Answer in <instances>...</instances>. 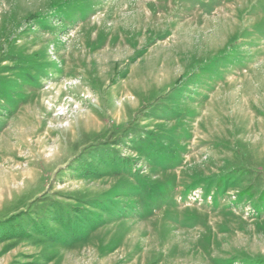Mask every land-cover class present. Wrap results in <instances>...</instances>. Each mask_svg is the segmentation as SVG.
Returning <instances> with one entry per match:
<instances>
[{
  "label": "rangeland",
  "instance_id": "1",
  "mask_svg": "<svg viewBox=\"0 0 264 264\" xmlns=\"http://www.w3.org/2000/svg\"><path fill=\"white\" fill-rule=\"evenodd\" d=\"M263 187L264 0H0V264H264Z\"/></svg>",
  "mask_w": 264,
  "mask_h": 264
},
{
  "label": "trees",
  "instance_id": "2",
  "mask_svg": "<svg viewBox=\"0 0 264 264\" xmlns=\"http://www.w3.org/2000/svg\"><path fill=\"white\" fill-rule=\"evenodd\" d=\"M250 190H251L250 191L251 194L257 193V194H260L261 196H264V187L260 189L251 188Z\"/></svg>",
  "mask_w": 264,
  "mask_h": 264
},
{
  "label": "bare ground",
  "instance_id": "3",
  "mask_svg": "<svg viewBox=\"0 0 264 264\" xmlns=\"http://www.w3.org/2000/svg\"><path fill=\"white\" fill-rule=\"evenodd\" d=\"M33 112H34V111H33ZM33 115H34V114H33ZM33 115H32V116H33ZM34 116H35V115H34ZM27 118H28V117H27ZM30 119H31V118H30ZM34 119H35V118H34ZM34 121H35V120H34ZM24 122H25V121H24ZM27 122H28V121H27ZM29 122H30V121H29ZM37 122H38V121H37ZM26 129H27V128H26ZM50 133H51V132H50Z\"/></svg>",
  "mask_w": 264,
  "mask_h": 264
}]
</instances>
